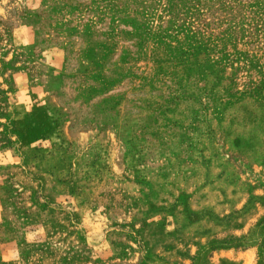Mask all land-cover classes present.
<instances>
[{"label":"rangeland","instance_id":"obj_1","mask_svg":"<svg viewBox=\"0 0 264 264\" xmlns=\"http://www.w3.org/2000/svg\"><path fill=\"white\" fill-rule=\"evenodd\" d=\"M0 264H264V0H0Z\"/></svg>","mask_w":264,"mask_h":264}]
</instances>
